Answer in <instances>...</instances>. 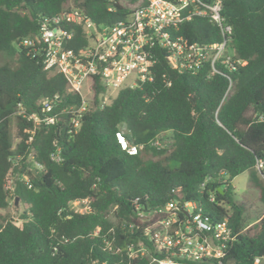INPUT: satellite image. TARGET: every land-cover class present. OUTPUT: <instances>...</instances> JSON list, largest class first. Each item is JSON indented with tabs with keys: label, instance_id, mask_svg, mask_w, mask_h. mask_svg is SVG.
<instances>
[{
	"label": "trees",
	"instance_id": "obj_1",
	"mask_svg": "<svg viewBox=\"0 0 264 264\" xmlns=\"http://www.w3.org/2000/svg\"><path fill=\"white\" fill-rule=\"evenodd\" d=\"M141 5L143 0H0V264H147L146 257L128 262L122 249L141 232L132 201L146 197L153 206L177 195L227 220L235 237L223 264H254L264 255V173L255 169L264 155V0L223 4L232 29L229 49L243 65L231 71L218 65L210 75L205 67L193 75L171 67L157 49L152 80L119 89L103 107L95 104L104 88L95 78L87 82L83 95L94 105L82 113L79 127L71 125L69 107H78L80 96L68 90L62 74L44 69L39 53L18 44L38 32L43 17L63 10L78 8L102 26ZM71 28L68 45L78 50L87 41L84 29ZM179 33L200 43L221 37L205 17L183 23ZM46 97H57L55 122L33 130L32 120L18 111H38ZM118 133L142 148L129 153ZM155 140L166 144L155 146ZM243 172L262 209L236 198L232 180ZM9 176L15 201L27 206L21 225L3 214ZM78 199L88 200V212L70 208ZM105 239L120 252L107 250Z\"/></svg>",
	"mask_w": 264,
	"mask_h": 264
},
{
	"label": "built area",
	"instance_id": "obj_2",
	"mask_svg": "<svg viewBox=\"0 0 264 264\" xmlns=\"http://www.w3.org/2000/svg\"><path fill=\"white\" fill-rule=\"evenodd\" d=\"M224 1L143 0V5L132 9L125 19L102 26L94 24L82 10L70 8L43 17L38 32L19 40L18 44L28 53H39L44 69L62 74L68 90L80 96V105L69 107L70 123L79 127L82 113L94 105L83 95L87 82L91 84L95 78L104 88L95 104L103 107L119 89L133 88L152 80L157 49L165 51L171 67L193 75L205 67L210 75L218 71V65L228 71L243 65L245 61L235 57L229 49L232 29L222 14ZM194 17H205L215 24L220 40L200 43L180 34L181 25ZM74 25L83 27L87 39L78 50L68 45L74 38L71 28ZM230 89L229 79L226 92ZM56 98L41 99L38 111L27 113L20 107L18 112L32 120L33 130L40 125L53 124L56 116L51 111ZM117 136L121 147L131 154L142 148V145L129 144L120 133ZM31 139L30 136L28 141ZM152 144L159 146L161 142L155 140ZM51 157L58 160L56 155L51 154ZM32 158L30 153L29 159ZM255 169L263 175L264 155L255 161ZM6 188L9 190L7 183ZM11 199L15 201L14 196ZM209 200L213 201L214 197L210 195ZM132 207L141 232L136 242H129L122 248L128 262L146 257L147 264H223L222 259L235 237L226 219L216 220L203 213L197 202L183 200L179 195L153 206L146 197H135ZM70 208L79 213L90 210L87 199L72 201ZM98 231L99 227L94 234ZM104 243L107 250L120 252L111 240L105 239ZM262 260L264 255L255 258L254 264ZM86 264H98V261Z\"/></svg>",
	"mask_w": 264,
	"mask_h": 264
},
{
	"label": "rangeland",
	"instance_id": "obj_3",
	"mask_svg": "<svg viewBox=\"0 0 264 264\" xmlns=\"http://www.w3.org/2000/svg\"><path fill=\"white\" fill-rule=\"evenodd\" d=\"M4 56L0 53V64L4 61ZM129 78L128 80H130ZM116 93L114 92V95ZM165 143L166 142H161ZM154 159H157L158 157H153ZM232 185L235 190V196L238 199L242 200H247L250 203L254 204L258 208L262 209V204L258 200V191L257 189L253 188L252 186L249 185V178H248V173L243 172L240 175L236 176L232 180ZM7 187L10 190V199H9V205L8 207L3 211V214L14 221L15 224L21 225L22 221L20 220V215L23 211L26 210L27 206L21 202L15 203L12 201V184H11V176H9V179L7 181ZM250 227V231L254 233L256 231V228H253V226L249 225L247 228ZM259 264H264V260H262Z\"/></svg>",
	"mask_w": 264,
	"mask_h": 264
},
{
	"label": "water",
	"instance_id": "obj_4",
	"mask_svg": "<svg viewBox=\"0 0 264 264\" xmlns=\"http://www.w3.org/2000/svg\"><path fill=\"white\" fill-rule=\"evenodd\" d=\"M17 200H18V199H16L15 203H17Z\"/></svg>",
	"mask_w": 264,
	"mask_h": 264
},
{
	"label": "crops",
	"instance_id": "obj_5",
	"mask_svg": "<svg viewBox=\"0 0 264 264\" xmlns=\"http://www.w3.org/2000/svg\"><path fill=\"white\" fill-rule=\"evenodd\" d=\"M249 226V225H248Z\"/></svg>",
	"mask_w": 264,
	"mask_h": 264
}]
</instances>
